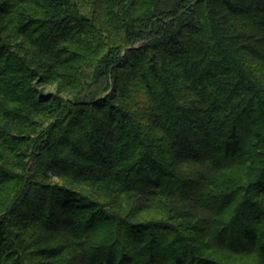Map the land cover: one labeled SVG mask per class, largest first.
Wrapping results in <instances>:
<instances>
[{
	"label": "trees",
	"instance_id": "trees-1",
	"mask_svg": "<svg viewBox=\"0 0 264 264\" xmlns=\"http://www.w3.org/2000/svg\"><path fill=\"white\" fill-rule=\"evenodd\" d=\"M0 264H264V0H0Z\"/></svg>",
	"mask_w": 264,
	"mask_h": 264
}]
</instances>
